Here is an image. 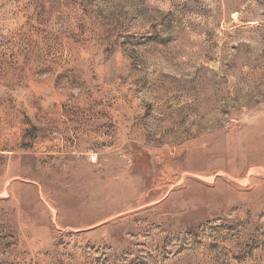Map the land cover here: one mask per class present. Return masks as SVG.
I'll return each mask as SVG.
<instances>
[{"label": "rangeland", "instance_id": "374dc122", "mask_svg": "<svg viewBox=\"0 0 264 264\" xmlns=\"http://www.w3.org/2000/svg\"><path fill=\"white\" fill-rule=\"evenodd\" d=\"M0 264H264V0H0Z\"/></svg>", "mask_w": 264, "mask_h": 264}, {"label": "built area", "instance_id": "2783aa9c", "mask_svg": "<svg viewBox=\"0 0 264 264\" xmlns=\"http://www.w3.org/2000/svg\"><path fill=\"white\" fill-rule=\"evenodd\" d=\"M91 159H92V161H94V160H95L93 157H92Z\"/></svg>", "mask_w": 264, "mask_h": 264}]
</instances>
